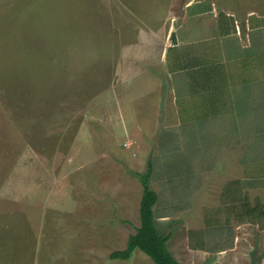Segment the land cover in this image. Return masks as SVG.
I'll use <instances>...</instances> for the list:
<instances>
[{"label":"rangeland","instance_id":"rangeland-1","mask_svg":"<svg viewBox=\"0 0 264 264\" xmlns=\"http://www.w3.org/2000/svg\"><path fill=\"white\" fill-rule=\"evenodd\" d=\"M149 160L181 264H264V0H0V264H155Z\"/></svg>","mask_w":264,"mask_h":264},{"label":"trees","instance_id":"trees-1","mask_svg":"<svg viewBox=\"0 0 264 264\" xmlns=\"http://www.w3.org/2000/svg\"><path fill=\"white\" fill-rule=\"evenodd\" d=\"M221 77L222 76L217 75L216 72L212 70L208 78L205 79L206 81L208 79L210 85L204 88H208L215 97L216 93H220L221 90L220 81L223 79ZM152 174V160H149L145 172L136 173V176L143 185V195L140 204V226L137 228V232L130 236L127 247L123 250L114 251L111 253L110 258L113 260H127L133 256L136 249H140L149 255L155 264H181L168 248L167 243L172 233H162L156 224L155 206L158 203L159 195L152 187ZM244 203L247 204L248 200H244ZM260 206L259 203H256L255 207L248 209L249 211L246 214L253 218L257 212H259Z\"/></svg>","mask_w":264,"mask_h":264}]
</instances>
